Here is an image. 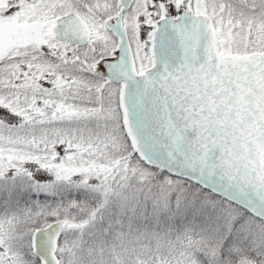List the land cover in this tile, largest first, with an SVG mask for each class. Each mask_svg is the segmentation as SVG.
<instances>
[{
	"label": "snow or ice",
	"instance_id": "6c2138e0",
	"mask_svg": "<svg viewBox=\"0 0 264 264\" xmlns=\"http://www.w3.org/2000/svg\"><path fill=\"white\" fill-rule=\"evenodd\" d=\"M0 264H264V0H0Z\"/></svg>",
	"mask_w": 264,
	"mask_h": 264
}]
</instances>
